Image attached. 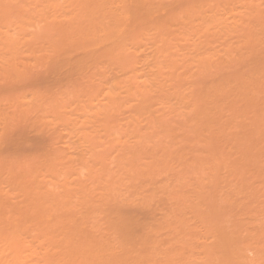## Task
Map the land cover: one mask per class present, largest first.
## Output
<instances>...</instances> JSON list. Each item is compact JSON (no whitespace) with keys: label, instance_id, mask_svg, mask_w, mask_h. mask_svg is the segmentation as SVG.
I'll list each match as a JSON object with an SVG mask.
<instances>
[{"label":"rangeland","instance_id":"obj_1","mask_svg":"<svg viewBox=\"0 0 264 264\" xmlns=\"http://www.w3.org/2000/svg\"><path fill=\"white\" fill-rule=\"evenodd\" d=\"M73 1L0 0V264H194L203 229L264 231V0Z\"/></svg>","mask_w":264,"mask_h":264},{"label":"bare ground","instance_id":"obj_2","mask_svg":"<svg viewBox=\"0 0 264 264\" xmlns=\"http://www.w3.org/2000/svg\"><path fill=\"white\" fill-rule=\"evenodd\" d=\"M77 1H79V0H76V1L74 0L73 2H76V3H77ZM86 1H87V0H86ZM86 1H84V2H86ZM86 3L88 4V2H86ZM90 3H91V2L89 1V4H88V5H90ZM79 4H80V1H79ZM79 4L77 3V5H79ZM83 4H84V3H83ZM82 6H84V5H82ZM82 6H81V7H82ZM49 7H50V6H49ZM56 7H57V5H56ZM78 7H80V6H78ZM84 7H85V6H84ZM53 9H54V8H53ZM56 10H57V9H56ZM84 10H85V9L83 8V11H84ZM57 12H58V11H57ZM111 12H112V11H111ZM53 14H54V13H53ZM112 14H113V13H112ZM115 14H118V13H114V14H113L114 16H112V15H111V16H112L113 18H115ZM248 15H249V14H248ZM250 16H251V14H250ZM205 18H206V17H205ZM205 18H204V19H205ZM235 18H237V17H235ZM212 19H213V18H212ZM212 19H211V20H212ZM232 19H233V18H232ZM239 19H241V18H239ZM201 20H202V19H201ZM208 20H209V19H208ZM214 20H215V18H214ZM248 20L250 21L249 18H248ZM202 21H203V20H202ZM204 21H205V20H204ZM234 21H235V19H234ZM240 21H241V20H240ZM242 21L244 22V20H242ZM253 21H254V20H253ZM211 22H214V21H211ZM243 22H242V23H243ZM137 23H139V22H137ZM218 23H219V22H218ZM218 23H217V25H218ZM235 23H236V22H235ZM209 24H210V22H209ZM211 24H212V23H211ZM89 25H90V24H89ZM140 25H141V23H140ZM240 25H241V24L238 23V26L236 25V27H239ZM107 26L111 27V24H110V25H107ZM112 26H113V25H112ZM234 26H235V25H234ZM234 26H233V27H234ZM87 27H89V26L87 25ZM87 27H86V25L84 26V32L86 31L85 29H87ZM138 27H139V25H138ZM227 27H230V29H232L231 26H228V25H227V26H226V30L228 29ZM112 28H114V26H113ZM88 29H89V28H88ZM108 29H109V28H108ZM119 29H120V28H119ZM221 29H223V28H221ZM221 29H220V30H221ZM235 29H236V28L234 27V30H235ZM109 30H110V29H109ZM115 30H116V29H114V32H115ZM134 30H135L134 32L137 33L136 29H134ZM141 30H142V29H140V31H141ZM87 31H88V30H87ZM121 31H123L124 33H125L126 31H124L123 28H121V29L118 31V32L120 33L119 36L122 35V37H123V34H124V33L121 34ZM183 31H184V30H183ZM186 31H188V30H185V32H186ZM207 31H208V29H207ZM84 32H83V33H84ZM91 32H92V31H91ZM138 32H139V30H138ZM141 32H143V30H142ZM223 32H224V31H223ZM228 32H229V31H228ZM230 32H231V30H230ZM230 32H229V33H230ZM115 33H116V32H115ZM143 33H144V32H143ZM186 33H187V35L189 34V32H186ZM252 33H253V31H252ZM84 34H85V36H86V33H84ZM84 34H83V37H84ZM144 34H145V33H144ZM181 34L183 35V33H181ZM250 34H251V33H250ZM117 35H118V34H116V38H117ZM130 35H133V34L131 33ZM145 35H146V34H145ZM81 36H82V34H81ZM119 36H118V37H119ZM125 36L127 37L128 34L125 35ZM133 36H134V35H133ZM133 36H130V37L128 36V37H129V39H130V38L133 37ZM165 36H166V35H165ZM165 36H163V37H165ZM170 36H171V35H170ZM170 36H169V37H170ZM172 36H173V35H172ZM188 36H189V35H188ZM252 36H253V34H252ZM126 37H125V39H126ZM135 37H136V36H135ZM135 37H133V39H134ZM166 37H167V36H166ZM169 37H167V38H169ZM183 37H184V35H183ZM250 37H251V35H250ZM119 38H121V37H119ZM119 38H118V39H119ZM142 38H143V40H144V37H142ZM167 38H164V39L166 40ZM172 38H174V36L171 37V39H170V40L173 41ZM185 38L187 39L186 36H185ZM185 38H184V39H185ZM251 38H252V37H251ZM161 39H162V38H161ZM122 40H123V39H122ZM131 40H132V39H131ZM134 40H136V38H135ZM165 40H164V41H165ZM167 40H168V39H167ZM167 40H166V41H167ZM170 40H169V41H170ZM248 40H249V38H248ZM248 40H247V41H248ZM250 40H251V39H250ZM250 40H249V41H250ZM255 40H256V39H255ZM255 40H253V41L251 40V42L253 43ZM162 41H163V40H162ZM166 41H165V42H166ZM127 42H128V41H127ZM131 42H132V43H135L133 40H132ZM136 42L138 43L137 40H136ZM140 42H141V41H140ZM174 42H175V40H174ZM255 42H256V41H255ZM255 42H254V44H255ZM257 42H258V41H257ZM121 43H123V42L121 41ZM128 43H129V42H128ZM170 43H172V45H170ZM170 43H169V45H170V47H172L174 44H173V42H170ZM244 43H245V41L243 42V44H244ZM252 43H251V44H252ZM176 44H177V43H176ZM245 44H246V43H245ZM245 44H244V45H245ZM169 45H168V47H167V46H166V47L169 48V50H171V48L169 47ZM247 45H248V44H247ZM123 46L126 47V46H125V43H124ZM123 46H121V47L123 48ZM132 46H133V44H132ZM137 46L140 47V43H139V45H137ZM137 46H135V47H137ZM164 46H165V45H164ZM164 46H162L163 48H162V47H160V48H162V49L165 50L166 48H164ZM175 46H176V45H175ZM175 46H173V47H175ZM178 46H179V45H178ZM180 46H181V45H180ZM253 46H254V45H253ZM141 47H142V46H141ZM141 47H140V48H141ZM176 47H177V46H176ZM183 47L185 48V45H184ZM187 47H188V46H187ZM248 47H250V46H248ZM126 48H127V47H126ZM129 48H132V47L130 46V43H129ZM160 48H158L159 51H160ZM181 48H182V47H180L179 49H181ZM230 48H231V47H230ZM251 48H252V47H251ZM174 49H175V48H174ZM174 49H173V51H174ZM186 49H187V48L183 49V51L186 50ZM130 50H131V49H130ZM181 50H182V49H181ZM194 50H195V51H198V50H196L195 48H194ZM194 50H193V51H194ZM116 51H117V50H116ZM118 51H119V50H118ZM157 51H158V50H157ZM161 51H162V50H161ZM161 51H160V53H162ZM179 51H180V50H179ZM183 51H181V52L183 53ZM186 51H187V50H186ZM195 51H194V52H195ZM210 51H211V50H210ZM128 52H129V51H128ZM165 52L167 53L166 50H165ZM175 52H176V49H175ZM208 52H209V51H208ZM213 52H214V51H213ZM215 52H216V51H215ZM111 53H112V51H111ZM114 53H116V52L114 51ZM119 53H121V52H119ZM156 53H157V52H156ZM169 53H170V54H171V53L173 54V52H170V51H169ZM176 53H177V52H176ZM176 53H174V57H175V55H177ZM184 53H185V52H184ZM184 53H183V54H184ZM198 53H199V51H198ZM202 53L204 54L205 51H204V52L202 51ZM202 53H200V54H202ZM206 53H207V52H206ZM116 54H117V53H116ZM164 54H165V53H164ZM164 54H162V55H164ZM172 54H171V55H172ZM195 54H196V53H194V55H195ZM209 54H212V53H209ZM120 55H121V54H120ZM120 55H119V56H120ZM127 55H128V53H127ZM154 55H155V54H154ZM156 55H157V54H156ZM167 55H168V53H167ZM197 55H199V54H197ZM197 55H195V56H197ZM212 55H213V54H212ZM117 56H118V55H117ZM131 56H132V55H131ZM158 56H159V55H158ZM168 56H170V55H168ZM178 56L180 57V54H179ZM181 56H182V54H181ZM159 57H161V55H160ZM176 57H177V56H176ZM206 57H207V55H206ZM209 57H210V56H209ZM114 58H115V57H113V59H114ZM120 58H121V57H120ZM132 58H133V57H132ZM162 58L164 59L165 56L162 57ZM182 58L184 59L185 57H182ZM182 58H181L180 61L183 60ZM196 58H197V57H196ZM199 58H200V57H199ZM203 58H204V57H203ZM157 59H158V58H157ZM157 59H156V60H157ZM163 59H162L161 62H163ZM167 59H169V58L166 57L165 61H166ZM172 59H174V58H172ZM178 59H179V58L177 57V60H178ZM197 59H198V58H197ZM158 60H159V59H158ZM203 60H204V59H203ZM133 61H134V60H133ZM185 61H186V60H185ZM185 61L183 60V62H185ZM187 61H188V59H187ZM117 62H118V61H117ZM156 62H157V61H156ZM158 62H159V61H158ZM161 62H160V63H161ZM183 62H182V63H183ZM190 62H194V61L191 60ZM209 62L211 63V61H209ZM134 63L136 64V61H134ZM138 63H139V62H138ZM163 63H164V62H163ZM203 63L205 64V62H203ZM157 64H158V63H157ZM165 64H166V63H165ZM192 64H193V63H192ZM138 65H139V64H138ZM153 65H155V64H153ZM159 65H160V64H159ZM166 65H168V63H167ZM170 65H171V64H170ZM136 66H137V65H136ZM155 66H156V65H155ZM157 66H158V65H157ZM162 66H163V65H162ZM256 66H257V67H256ZM258 66H259V65L255 64V67H256V68H258ZM151 67H152V66H151ZM163 67H165V65H164ZM163 67H162V68H163ZM252 67H254V66H252ZM255 67H254L253 69H251V70L253 71V70L255 69ZM259 67H260V66H259ZM261 67H262V66H261ZM261 67H260V69H261ZM132 68H133V67H132ZM162 68L160 67L159 69H162ZM135 69H136V68H135ZM156 69H157V68H156ZM167 69H168V68H167ZM136 70H137V69H136ZM249 70H250V69H249ZM249 70H247V71L250 72ZM257 70H258V69H257ZM156 71H157V70H156ZM161 71H162V70H161ZM247 71H245V72H247ZM254 71H255V70H254ZM254 71H253V72H254ZM253 72H252V73H253ZM255 72H256V71H255ZM158 73L161 74L160 71H159ZM246 74H248V73H245L244 75H246ZM254 74H255V73H254ZM261 74H263V73H261ZM250 75H251V74H249V77H250ZM135 76H137V75H135ZM242 76H243V75H242ZM251 76H252V75H251ZM253 76H254V75H253ZM255 76H256V75H255ZM257 76H258V75H257ZM137 77H138V76H137ZM157 77H158V76H157ZM243 77H244V76H243ZM245 77H248V76H245ZM146 78H147V77H146ZM238 78H239V81L242 79V78L240 79V76H239ZM256 78H257V77H256ZM156 79H157V78H156ZM247 79H248V78H247ZM250 79H251V78H250ZM257 79H258V78H257ZM147 80L149 81V79H146V81H147ZM158 80H159V79H158ZM243 80H245V78H243ZM253 80H254V79H253ZM261 80H262V79H261ZM150 81H151V80H150ZM150 81H149V82H150ZM159 81L161 82V80H159ZM159 81H157V83H158ZM237 81H238V79H237ZM152 82H153V80H152ZM244 82H245V81H244ZM250 82H251V80H250ZM253 82H254V81H253ZM256 82H257V81H256ZM140 83H141V81H140ZM153 83H154V82H153ZM239 83H240V82H239ZM242 83H243V82H242ZM248 83H249V82H248ZM257 83H258V82H257ZM257 83H254V86H255V84H257ZM259 83H260V82H259ZM261 83H262V82H261ZM150 84H152V83L150 82ZM236 84H237V83H236ZM243 84H244V83H243ZM243 84H242V86H244ZM246 84H247V83H246ZM141 85H142V84H141ZM143 85H144V83H143ZM146 85H147V84H146ZM152 85H153V84H152ZM161 85L163 86L162 83H161ZM239 85H240V84H239ZM239 85H238V86H239ZM250 85H253V83L250 84ZM259 85H262V84H259ZM127 86H129V85H127ZM138 86H140V85H138ZM153 86H154V85H153ZM155 86H156V85H155ZM162 86H161V88H162ZM234 86H235V85H234ZM238 86H236L235 88H237ZM245 86H246V85H245ZM257 86H258V85H257ZM125 87H126V86H125ZM147 87H148V86H147ZM248 87H250V86H248ZM259 87H260V86H259ZM126 88H129V87H126ZM131 88H132V87H131ZM131 88H129V90H130ZM142 88H143V87H142ZM144 88H145V86H144ZM159 88H160V86H159ZM161 88H160V89H161ZM163 88H164V87H163ZM243 88H244V87H243ZM246 88H247V87H246ZM253 88H254V87H253ZM253 88H252V89H253ZM261 88H262V87H261ZM261 88H260V89H261ZM244 89H245V88H244ZM249 89H250V88H249ZM129 90H127V91L129 92ZM133 90H134V89H133ZM138 90H139V89H138ZM146 90H147L146 88L143 89V93H144V91H145V93L148 91V90H147V91H146ZM175 90H176V89H175ZM234 90H235V89H234ZM234 90H233V91H234ZM236 90H237V89H236ZM236 90H235V91H236ZM239 90H241V88H240ZM250 90H251V89H250ZM141 91H142V90H141ZM141 91H138V92H141ZM176 91H177V90H176ZM244 91H245V90H244ZM257 91H258V90H257ZM134 92H135V91H134ZM134 92H133V94H134ZM241 92H242V91H240V95H241ZM245 92H247V91H245ZM254 92H255V91H254ZM236 93H237V92H236ZM248 93H249V92H248ZM128 94H129V93H128ZM130 94H132V93L130 92ZM238 94H239V93H238ZM143 95H144V96H143ZM143 95H142V94H141V95L139 94V97H140V96L145 97V94H143ZM243 95H245V94L242 92V96H243ZM115 96H117V95L115 94ZM130 96H131V95H130ZM130 96H129V97H130ZM132 96H134V95H132ZM136 96H137V95H136ZM235 96H236V95H235ZM237 96H238V95H237ZM110 97H111V96H110ZM243 97H244V96H243ZM243 97H242V99H243ZM260 97H263V96H260ZM132 98H134V97H132ZM135 98H137V97H135ZM135 98H134V99H135ZM145 98H146V97H145ZM145 98H142V100L144 99L143 102H142V100L140 99V101H141L142 103L139 101L138 104L141 103V104L144 105V104L148 103L147 101H145ZM239 98H241V96H239ZM109 99H110V98H109ZM138 99H139V98H138ZM146 99H147V98H146ZM233 99H234L233 102H235V98H233ZM242 99H241L240 101H243ZM238 101H239V99H238ZM238 101L236 100L235 103H237ZM145 102H146V103H145ZM141 104H140V106H141ZM148 104H149V103H148ZM146 105H147V104H146ZM249 105H250V103H249ZM250 106H251V105H250ZM141 107H142V106H141ZM143 107H146V106L144 105ZM247 108H248V107H247ZM101 109H102V108H101ZM101 109H100V110H101ZM140 109H141V108H140ZM142 109H145V108H142ZM106 110H107V109H104L105 115L107 114ZM101 111H103V110H101ZM239 111H242V110H239ZM256 111L258 112V110H256ZM104 112H103V113H104ZM110 113L112 114L111 111H110ZM238 113H240V112H238ZM249 113H250V112H249ZM246 114H247V113H246ZM244 115H245V114H244ZM259 115H261V114H259ZM108 116H109V115H108ZM245 116H246V115H245ZM249 116H250V115H248V117H249ZM257 116H258V115H257ZM104 117H106V116H104ZM132 117H133V116H132ZM248 117H247V120H248ZM254 117H255V116H254ZM254 117H252V118H254ZM109 118H110V117H109ZM130 118H131V117H130ZM130 118H128V120H127L128 125H129V122H128V121H129ZM256 118H257V117H256ZM256 118H255V119H256ZM133 119H134V118H133ZM133 119H131V121H132ZM259 119H261V118L259 117ZM250 120H251V119H250ZM112 121H113V120L107 122V120H106L105 123H106V124H109L110 122L112 123ZM134 121H135V123H137L136 120H134ZM261 121H262V120H261ZM256 122H257V120H256ZM258 122H259V121H258ZM105 123H104V126L106 125ZM111 123H110L109 126H111ZM130 123H131V122H130ZM135 123H134V124H135ZM239 123H240V122H239ZM242 123H244V122H242ZM240 124H241V123H240ZM248 124H250V122H249ZM251 124H253V122H251ZM259 124H260V123H259ZM128 125H127V129H126V130H127V132L129 133L128 128H129L131 125H133V123L130 124L129 127H128ZM246 125H247V124H246ZM254 125H255V124H254ZM260 125H261V124H260ZM243 126H245V123H244ZM247 126H248V125H247ZM251 126H252V125H251ZM262 126H263V127H262ZM262 126H261V128L264 129V125H262ZM248 129H249V130H248ZM252 129H253V127H252ZM129 130H130V129H129ZM245 130H246V128H245ZM247 130L249 131V133L251 132V129L248 128V127H247ZM254 130H255V129H254ZM131 131H134V130L131 129ZM252 131H253V130H252ZM134 132H139V131H134ZM254 132H256V131H254ZM249 133H248V134H249ZM252 133H253V132H252ZM263 133H264V132H263ZM129 134H130V133H129ZM140 134H141V133H140ZM145 134H146V133H145ZM257 134H258V133H257ZM233 135H236V134H233ZM250 135H252V134H250ZM253 135H254V134H253ZM262 135H263V134H262ZM236 136L239 137V135H236ZM236 136H235V137H236ZM257 136H260V135H257ZM257 136H256L255 138H257ZM263 136H264V135H263ZM263 136H262V140H264ZM143 137H144V136H142V138H143ZM145 137H148L147 134H146ZM237 137L235 138L236 141H237ZM148 138H149V137H148ZM148 138H147V139H148ZM147 139H146V140H147ZM241 139H243V138H241ZM260 139H261V138L259 137L258 140H260ZM144 140H145V139H144ZM238 140H239V139H238ZM239 141H240L239 143H241V144L243 143V142H241V140H239ZM234 142H235V141H234ZM262 142H263V141H262ZM235 143H236V142H235ZM235 143H234V144L230 143V144H232V146L234 145L235 147H236L237 145L239 146L238 143H237V145H235ZM260 143H261V142H260ZM243 145H245V144H242V146H243ZM240 146H241V145H240ZM263 146H264V145H263ZM245 147H246V145H245ZM233 148H234V147H233ZM237 148H238V147H237ZM241 148H242V147H241ZM247 148H248V147H247ZM250 148H251V147H250ZM251 150H252V148H251ZM253 150H254V148H253ZM253 150H252V151H253ZM247 151H248V149H247ZM252 151H250V152L248 151L249 154H250ZM253 152H254V151H253ZM263 152H264V151H263ZM245 153H246V152H245ZM245 153H243V154H245ZM255 153H256V152H255ZM243 154H242V155H243ZM240 155H241V152H240ZM245 155H246V154H245ZM251 155H252V154H251ZM254 156H257V155H254ZM259 156H261V155H259ZM242 157H244V156H242ZM252 157H253V156H252ZM244 158H245V157H244ZM244 158H243V159H244ZM246 158L248 159L247 156H246ZM263 159H264V158H263ZM246 161H247V160H245V162H246ZM263 161H264V160H263ZM263 161H262V162H263ZM263 163H264V162H263ZM239 164H241V162H240ZM242 164H243V163H242ZM242 164H241V165H242ZM248 165H249V164H248ZM261 165H264V164H261ZM263 177H264V176H263ZM132 220H133V219H132ZM133 221H134V220H133ZM136 222H137V221H136ZM145 222H146V221H145ZM209 222H210V221H209ZM209 222H208V223H209ZM259 222H261V221H259ZM259 222H257V223H259ZM206 223H207V222H206ZM212 223H213V222L211 221V225H212ZM215 223H216V222H215ZM229 223H231V222H229ZM232 223H233V222H232ZM234 223L236 224V222H234ZM234 223H233V226H234ZM240 223H241L240 226H238V225L236 224L237 227H243L242 224H243V225L245 224V223H242V222H240ZM252 223H253V222H252ZM254 223H255V221H254ZM262 223H263V222H262ZM135 224H136V223H135ZM216 224H217V223H216ZM227 224H228V223H227ZM227 224H225V225L228 227L229 224H228V225H227ZM124 225H125V224H124ZM205 225H206V224H205ZM207 226H208V225H207ZM213 226H214V224H213ZM215 226H218V225H215ZM226 226H225V227H226ZM231 226H232V224H231ZM121 227H124V226H121ZM129 227H130V226H129ZM205 227H206V226H205ZM205 227H204V228H205ZM227 227H226V228H224V227H223V228H217V227H216V229L214 228L212 231H211V229H210V231H209V229H208V230H206V232H205V236L202 235V234H204V233H203L204 229H203L202 232H201V237H203V236H204V237H203V238L199 237L200 234L197 236V237H199V238L201 239V240H200L201 242H200V241H197V243L195 242L196 239H197V237H196L195 241H193L194 239L191 240V242L193 241V242L196 243V246H197V244L200 242V243L198 244V246L196 247L197 250H199V251H196V252H195L196 254L194 253L195 255L193 254V256H195L194 258H196V257L199 258L198 256H200L201 260H200V258H199L198 261H199V260H200V261L198 262V261L196 260V261H197L196 263H195V261L193 260V261H194V264H264V231H262V230H261V231H256L255 228L253 227L254 229L251 228V230H249V231H247V229H246L245 231H247V232H245V231L243 232V231H242V230H244L243 228L239 230V229H237V227H236V229H233L234 227L230 229V226H229L228 229H227ZM244 227L246 228V226H244ZM209 228H210V227H209ZM212 228H213V227H212ZM120 229H122V228H120ZM123 229H124V228H123ZM151 231H152V230H151ZM155 231H156V230H154V233H155ZM200 231H201V230H200ZM207 231H208V232H207ZM132 233H133V232H132ZM144 233L147 234V232H144ZM207 233H208V236L206 235ZM135 234H136V233H135ZM135 234H134V233L131 234V232H130L131 240L129 239V242L132 241V238H133V239L135 238ZM146 234H144L143 236H141L139 240H141L142 237H143V238L145 237L144 240L147 239V238H146V236H147ZM149 234H150V233H149ZM127 235H128V234H127ZM125 236H126V235H125ZM128 236H129V235H128ZM133 236H134V237H133ZM149 236H150V235H149ZM154 236H155V235H154ZM126 237H127V236H126ZM136 237H137V236H136ZM187 237H189V236H187ZM192 237H193V236H192ZM149 238H150V237H149ZM149 238H148L147 240H145V241L148 242V243L146 242V245H150V244H152L154 241H156V240H155V239H156L155 237H154V238H150V239H153L154 241H153V240H150V241H149ZM194 238H195V237H194ZM48 239H50V238H48ZM48 239H47V240H48ZM135 239H136V238H135ZM137 239H138V238H137ZM183 239H187V238H183ZM92 240H93V239H92ZM144 240H143V241H144ZM181 240H182V239H181ZM197 240H198V239H197ZM48 241H49V240H48ZM51 241H53V240H51ZM85 241H86V238H85ZM141 241H142V240H141ZM143 241L141 242L142 244L140 243V244H141V247H142L143 244H144ZM187 241H189V240H187ZM49 242H50V241H49ZM87 242H89V240H87ZM133 242H134V240H133ZM149 242H150V243H149ZM156 242H157V241H156ZM181 242H183V240H182ZM193 242H192V243H193ZM50 243H51V245H52V247H50V248H53V249H54L55 244H54L53 242H50ZM90 243H91V242H90ZM93 243H94V242H93ZM100 243H101V242H100ZM135 243H136V240H135V242H134V244H133V247H134ZM154 243H155V242H154ZM154 243H153V244H154ZM159 243H160V242H159ZM183 243H185V242H183ZM186 243H187V242H186ZM195 243H193V244L195 245ZM53 244H54V245H53ZM66 244H67V243H66ZM83 244H84V243H83ZM83 244H82V245H83ZM87 244H88V243H87ZM137 244L139 245V241H138V240H137ZM187 244H188V243H187ZM193 244H192V245L190 244L191 246L194 247L193 250H191V247H190L189 244H188V245H189L188 247L185 246V247H187V249L190 247V248H189V250H190L189 252H191V255H192V251L196 250V249H195V246H194ZM48 245L51 246L50 244H48ZM48 245H46V243H45V247H46V246L48 247ZM67 245H68V244H67ZM98 245H99V244H97V246H98ZM108 245H109V244H108ZM129 245H132V244L129 243V244H128V247H129ZM146 245H144V246L146 247ZM155 245H156V243H155ZM182 245H183V244H182ZM53 246H54V247H53ZM74 246H75V245H74ZM77 246H78V245H77ZM84 246H85V244H84ZM93 246H96V243H95V245H93ZM93 246H92V247H93ZM99 246H100V245H99ZM99 246H98V247H99ZM66 247H67V246H66ZM69 247H70V246H69ZM81 247H82V246H81ZM90 247H91V246H90ZM128 247H127V248H128ZM133 247H132V249H133ZM136 247L138 248L139 253H140V251H141L142 249L144 250L145 253H147L149 250H152V251L154 250V251H155V249H156V247L152 249V246H151V245H150L149 248L146 247V248L149 249V250H147V249H145V248H143V247H142V249H141L140 247H138V246H136ZM153 247H154V246H153ZM165 247H166V246H165ZM165 247H164V250L167 249V248H165ZM167 247H168V245H167ZM183 247H184V245H183ZM193 247H192V248H193ZM55 248H56V247H55ZM67 248H68V247H67ZM70 248H73V247H70ZM79 248H80V247H79ZM85 248H86V247H85ZM93 248H94V247H93ZM99 248H100V247H99ZM127 248L125 249L126 251H127ZM139 248H140L141 250H140ZM150 248H151V249H150ZM158 248H159V247H158ZM170 248H171V247H170ZM45 249H46V248H45ZM48 249H49V247H48ZM48 249H47V250H48ZM75 249H77V248H75ZM100 249H101V248H100ZM49 250H50V249H49ZM49 250H48V251H49ZM67 250H69V249H67ZM70 250H71V249H70ZM70 250H69V251H70ZM77 250H78V249H77ZM77 250H76V251H77ZM79 250H80V249H79ZM86 250L88 251V249H86ZM91 250H92V248H91ZM133 250L135 251V250H137V249H133ZM145 250H147V252H146ZM158 250H159V249H158ZM180 250H181V249H180ZM246 250L251 251L252 255H249V256H248V254L246 253V252H247ZM43 251H44V250H43ZM48 251H44V252H42V253L45 254V252L47 253ZM50 251H51V250H50ZM53 251H58V250H57V249H56V250L54 249ZM53 251H51L50 253L53 254ZM84 251H85V250H84ZM89 251H90V250H89ZM95 251H96V250H95ZM97 251H98V250H97ZM97 251H96V252H97ZM100 251H102V249L99 250V252H100ZM152 251H150V252H148V253H151ZM162 251H163V250H161V252H162ZM181 251H182V250H181ZM181 251H180V252H181ZM60 252H63V253H64V250H63V251H60ZM66 252H68V251H66ZM74 252H75V251H74ZM77 252H78V251H77ZM103 252H104V251H103ZM103 252H102V253H103ZM135 252H137V251H135ZM142 252H143V251H141V253H142ZM156 252H157V250H156ZM164 252H165V251H164ZM164 252H163V253H164ZM180 252L177 251L178 254H179ZM185 252H186V251H185ZM197 252H198V254H199L198 256H197ZM199 252H200V253H199ZM48 253H49V252H48ZM78 253H83V252H78ZM78 253H77V254H78ZM87 253H89V252H87ZM93 253H95V252H93ZM93 253H92V254H93ZM104 253H105V252H104ZM158 253H160V252H158ZM168 253L170 254V252H167V254H168ZM174 253H175V252H174ZM182 253H183V252H182ZM187 253H188V252H187ZM13 254H14V253H13ZM51 254H48V255L46 254V255L44 256V258H46V257L48 256V259H50L49 256H50ZM66 254H67V253H65V256L67 257ZM68 254H69V253H68ZM99 254L101 255V253H99ZM109 254H110V253H109ZM112 254H113V253H112ZM112 254H111V255H112ZM143 254H144V253H142V255H143ZM154 254H155V253H154ZM189 254H190V253H189ZM14 255H15V254H14ZM14 255H13V257H14ZM53 255H55V254H53ZM73 255H74V254H73ZM81 255H82V254H81ZM84 255H85V254H84ZM89 255H90V254H89ZM89 255H87V256H89ZM93 255H95V254H93ZM93 255H91V256H93ZM103 255H104V254H103ZM111 255H110V256H111ZM151 255H152V254H151ZM185 255H186V254H185ZM187 255H188V254H187ZM191 255H190V256H191ZM11 256H12V255H11ZM57 256H58V254H57ZM61 256H62V255H61ZM65 256H63V257H65ZM91 256H90V261H91V259L93 258V257H91ZM95 256H96V255H95ZM106 256L109 257V255H106ZM106 256H105V257H106ZM113 256H114V255H113ZM125 256H126V255H125ZM127 256H129V254H128ZM130 256H131V255H130ZM144 256H147L146 259H149V258L151 257V256H150V257L148 258V255H145V254H144ZM66 257H65V258H66ZM72 257H73V256H72ZM78 257H79V256H78ZM78 257H77V258H78ZM85 257H86V256H85ZM117 257H121V255H120V256H117ZM185 257L188 258L189 255H188V256H184V258H185ZM14 258H15V257H14ZM56 258H57V257H56ZM65 258H61V259H63V260H66V259H67V261H65L64 263L69 262V259H70V258H69V257L66 258V259H65ZM83 258H84V256H83ZM94 258H95V257H94ZM97 258H98V257H97ZM99 258H100V257H99ZM110 258H111V257H109V259H110ZM114 258H115V256H114ZM114 258H113V259H114ZM124 258H126V257H124ZM131 258H132V257H131ZM57 259H58V258H57ZM59 259H60V258H59ZM73 259H74V258H73ZM95 259H96V258H95ZM101 259H102V257H101ZM103 259H104V258H103ZM105 259H106V258H105ZM116 259H118V258H116ZM122 259H123V258H122ZM122 259H121V260H122ZM132 259H133V258H132ZM150 259H151V258H150ZM8 260H10V262L13 263V261H12L13 258H12V257L9 258ZM14 260L16 261V259H14ZM46 260H47V259H46ZM46 260H45V261H46ZM63 260H62V261H63ZM76 260H77V259H76V257H75V261H76ZM80 260H82L81 256H80ZM80 260L78 259V261H80ZM84 260H85V259H84ZM93 260H94V259H92V262H93ZM111 260H112V259H110V261H111ZM124 260H125V259H124ZM129 260H131V259H129ZM183 260H185V259H183ZM6 261H7V260H6ZM49 261H50V260H49ZM49 261H48V263H47V262H46V263H47V264L52 263V262H49ZM51 261H52V260H51ZM72 261H73V260H72ZM72 261H71V262H72ZM87 261H88V260H87ZM116 261H119V260H116ZM122 261H123V260H122ZM127 261H128V260H127ZM131 261H132V260H131ZM136 261H137V259H136ZM150 261H151V264H152V262H153V264H154V261H155V260H154V258L152 257V260H147L146 264H149L148 262H150ZM156 261H157V260H156ZM164 261H166V260H164ZM164 261H163V262H164ZM10 262H9V263L7 262V264H10ZM84 262H85V261H84ZM99 262H101V261H99ZM111 262H113V261H111ZM114 262H115V260H114ZM125 262H126V261H125ZM133 262H134V260H133ZM137 262H139V261H137ZM160 262H161V261H160ZM167 262H168V260H167ZM170 262H171L170 264L176 263V262H172V260H171ZM178 262H179V260H178ZM188 262H190V261H188ZM191 262H192V261H191ZM191 262H190V264H193V263H191ZM12 263H11V264H12ZM15 263H17V262H15ZM59 263H60V262H59ZM72 263H73V262H72ZM72 263H71V264H72ZM75 263H76V262H74V264H75ZM101 263H102V262H101ZM103 263H104V262H103ZM106 263H107V262H106ZM128 263H129V262H128ZM128 263H127V264H128ZM156 263H158V262H156ZM156 263H155V264H156ZM179 263H181V262H179ZM179 263H178V264H179ZM18 264H21L20 261L18 262ZM43 264H44V263H43ZM76 264H80V263L78 262V263H76ZM83 264H84V263H83ZM90 264H91V262H90ZM92 264H93V263H92ZM96 264H97V263H96ZM107 264H108V263H107ZM109 264H110V263H109ZM116 264H117V263H116ZM121 264H122V262H121ZM124 264H125V263H124ZM130 264H131V262H130ZM139 264H140V263H139ZM144 264H145V263H144ZM158 264H160V263H158ZM163 264H164V263H163ZM168 264H169V263H168ZM176 264H177V263H176Z\"/></svg>","mask_w":264,"mask_h":264}]
</instances>
